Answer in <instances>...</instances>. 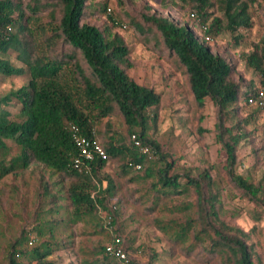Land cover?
<instances>
[{
	"label": "trees",
	"instance_id": "16d2710c",
	"mask_svg": "<svg viewBox=\"0 0 264 264\" xmlns=\"http://www.w3.org/2000/svg\"><path fill=\"white\" fill-rule=\"evenodd\" d=\"M172 1L193 9L203 37L188 26L154 13L144 15L142 25L132 19L128 22L110 13L108 0H0V74L26 80L0 96V181L34 164L57 177L51 184L39 180V197H47L54 204L58 196L51 192V186H60L66 190L73 216L100 212L116 196L115 182L104 171L107 162L117 161L118 175L126 177L136 164L143 165L147 160L130 138L135 133L158 162L156 168H146L143 173L145 178L155 176L151 187L157 193L156 198L191 192L196 195L195 218L189 219L187 226L191 229L197 223L198 229L192 230V244L183 249L185 254L194 253L199 261L207 262L223 251L227 264H264L257 250L259 243L252 238L257 233L256 224L246 231L221 218L218 188L211 174L213 167L203 168L195 176L189 169L179 173L175 170L177 160L147 136L149 124L154 128L157 125L162 91L147 81H136L129 74L133 68L131 48L115 31L117 26L126 29L132 24L147 49L170 61L174 70L183 69L198 106L209 99L217 107V139L226 152V173L242 197L262 207V212L251 214L258 223L264 216V185L236 171L238 146L248 137L243 119L230 125L224 122L227 116L236 118L239 105H247V99L258 86L255 80L235 78V64L214 53L204 38L213 39L223 31L235 33L239 28L252 27L249 8L256 0ZM259 1L264 9V0ZM96 17H103L100 25L92 22ZM241 38L234 35V43L238 44ZM241 57L257 73L261 84L264 33L252 44V50ZM13 101L20 105L21 121L12 118L9 106ZM113 116H118L126 126V133L120 135L116 130L107 134L101 130L103 122L110 124ZM67 123L79 126L83 135L95 137L106 152L105 159L92 162L90 172L73 166L78 151ZM8 140L18 146L16 153L11 154ZM182 176L186 179L184 188L180 185ZM24 235L9 244L8 264H65L53 254L68 247L67 243L52 241L51 231L50 237H44L31 248H17ZM32 241L35 243V239ZM104 246L97 245L92 250L94 256H100L99 263L120 264L115 259L113 262ZM24 257H28V262L21 261Z\"/></svg>",
	"mask_w": 264,
	"mask_h": 264
},
{
	"label": "rangeland",
	"instance_id": "374dc122",
	"mask_svg": "<svg viewBox=\"0 0 264 264\" xmlns=\"http://www.w3.org/2000/svg\"><path fill=\"white\" fill-rule=\"evenodd\" d=\"M261 4L256 0L249 8L252 27L239 28L235 33L223 31L207 43L214 53L228 57L235 64V78L241 77L246 82L255 80L257 86V73L241 55L251 51L252 44L264 33V9ZM108 8L113 16H120L128 22L132 19L142 25L143 16L154 13L175 24L190 27L200 38L205 35L193 9L172 0H165L164 3L161 0H138L136 3L130 0H108ZM102 21L103 17L92 20L97 25ZM115 31L131 48L133 68L129 74L136 81H147L162 91L157 125L154 128L149 124L147 136L159 142L177 160L175 170L179 173L189 169L195 176L203 168L213 167L211 174L218 188L221 218L246 231L256 224L257 233L252 238L258 241L257 250L264 261V216L258 223L251 218L254 211L262 212L263 209L242 197L226 173V152L217 139V107L209 99L203 106H198L189 91L183 69L174 70L170 61L158 55V52L147 49L132 24L126 29L117 26ZM236 34L242 36L238 44L233 41ZM25 82L22 77H4L0 74V96ZM19 106L15 101L9 106L12 118L17 121L23 119L18 114ZM237 109L236 118L227 116L224 120L225 124L230 125L243 119L248 136L238 146L236 171L246 179L254 183L260 181L264 185V110L243 103ZM110 120V124L103 122L101 130L107 134L116 130L120 135L126 133V126L118 116ZM99 140L102 138L99 137ZM7 143L12 149L11 154L18 151L13 141L8 140ZM157 165L155 158H147L141 169L132 168L124 177L118 175L119 163L108 161L105 172L115 182L116 196L106 202L100 212L79 217L71 213L64 188L51 186V192L58 196L54 204L49 203L47 197H39L40 179L49 184L56 181L57 177L49 170L33 164L16 176L7 175L0 181V264H8L9 244L22 233L25 235L17 248L29 249L44 237H50V231L53 234L50 237L52 241L67 243L68 247L53 254L54 258L65 264H100V256H94L93 248L104 246L115 235L123 239L136 264H227L223 251H218L207 262L199 261L194 253L189 256L185 254L183 249L192 244V230L198 229L197 223L191 229L187 226L188 220L195 218L193 204L196 195L191 192L158 195L156 198L157 193L151 187L155 176L145 178L143 173L146 168H156ZM130 178L132 181H128ZM180 183L181 188H184V176ZM103 185L106 186L105 180L102 181ZM159 190L163 191L161 187ZM33 239L35 243L29 244ZM28 260V257L21 258L23 263Z\"/></svg>",
	"mask_w": 264,
	"mask_h": 264
},
{
	"label": "built area",
	"instance_id": "2783aa9c",
	"mask_svg": "<svg viewBox=\"0 0 264 264\" xmlns=\"http://www.w3.org/2000/svg\"><path fill=\"white\" fill-rule=\"evenodd\" d=\"M123 27H125V25H123ZM204 38L207 42L212 40L209 36H205ZM247 105L264 110V81L258 85L254 95L247 99ZM66 128L69 131L72 142L78 151L77 156L73 159V166L78 168V170L90 172L92 170L91 164L95 159L106 158V152L103 146L95 137L83 135L79 126L74 123H67ZM130 138L134 146L137 147L141 153L146 155L147 158L152 156L149 147L143 145L135 133H132ZM141 167L142 164L135 165V169H141ZM29 244H33V241L30 240ZM104 248L105 252L113 259L120 262V264H136L131 260L127 251V246L124 244L121 237L116 235L113 236L112 239L105 244Z\"/></svg>",
	"mask_w": 264,
	"mask_h": 264
},
{
	"label": "crops",
	"instance_id": "0c3cea01",
	"mask_svg": "<svg viewBox=\"0 0 264 264\" xmlns=\"http://www.w3.org/2000/svg\"><path fill=\"white\" fill-rule=\"evenodd\" d=\"M106 167H107V165H106ZM106 167L104 168V171H107V170H106ZM103 187H104V185H103Z\"/></svg>",
	"mask_w": 264,
	"mask_h": 264
}]
</instances>
